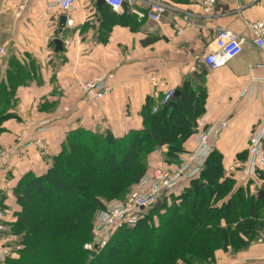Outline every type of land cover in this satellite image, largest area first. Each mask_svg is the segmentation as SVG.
<instances>
[{"label": "trees", "instance_id": "obj_1", "mask_svg": "<svg viewBox=\"0 0 264 264\" xmlns=\"http://www.w3.org/2000/svg\"><path fill=\"white\" fill-rule=\"evenodd\" d=\"M100 13L119 23L139 24L129 10L118 14L104 4ZM59 34L58 28L56 36ZM66 34L62 31L60 38H66ZM51 45L56 50L55 40ZM3 65L7 67L4 78H0V135L6 131L7 120H20L19 88L42 80L32 56L0 57V70ZM195 79L188 75L176 87L180 93L173 97V105L170 102L153 111L158 104L148 101L142 110L141 129L121 137L109 130L85 127L70 131L46 172L31 171L19 178L12 188L11 205L8 195H1L4 223L23 235L22 249L2 264H212L224 245L237 252L262 238L264 198L259 192L263 188L257 187L254 178L238 183L235 174L224 168L222 153L214 149L198 176L147 209L135 226L117 229L95 255L85 248L93 239L96 213L126 199L127 192L132 193L147 172L158 166L168 167L190 150L186 141L196 133L208 96L206 86ZM95 148L93 158L90 156L93 163L79 155L82 151L93 153L91 149ZM102 153L104 163L97 159ZM154 153L163 158L150 166L149 157ZM244 160L248 162L249 152ZM99 164L105 166L102 173L97 170ZM124 174L132 181H125ZM256 175L264 179L261 166ZM254 186L257 194L252 193ZM107 191L113 193L112 197H107ZM39 195L45 201L52 197L63 201L71 195L75 199L72 206L51 211L35 202Z\"/></svg>", "mask_w": 264, "mask_h": 264}, {"label": "crops", "instance_id": "obj_2", "mask_svg": "<svg viewBox=\"0 0 264 264\" xmlns=\"http://www.w3.org/2000/svg\"><path fill=\"white\" fill-rule=\"evenodd\" d=\"M51 1L32 0L22 16L16 17L19 0H0V48L6 49V57L32 56L42 76L40 83L33 81L19 88L20 120L4 123L6 131L0 135V149L16 140L25 120L52 121L50 129L41 133L48 141L49 154L41 156L33 147L24 150L2 173L0 196L8 195V204L13 202L12 188L22 175L48 170L70 131L85 127L109 130L121 137L141 129L144 106L148 101L159 104L163 95V89L152 85V76L166 79L174 87L188 75L202 81L197 80L206 86L208 96L206 112L199 121L209 124L222 117L231 118L228 128L212 141L213 150L222 153L224 168L235 174L238 183L254 178L257 187L264 190V179L258 178L256 172L245 180L240 176L250 160L251 134L264 126V92L240 96L253 75L264 74V69L256 67L263 53L252 43L248 27L249 22L264 17V0H218L210 16L203 14L199 0H170L180 11L192 14V25L183 34L178 33L182 20L171 13L160 22L144 21L131 26L102 15L96 0H77L76 9L70 13L74 26L65 30L72 43L60 52L51 41L61 26L62 14L49 6ZM220 28H229L247 41L237 57L213 70L202 58ZM107 72L115 73L113 90L101 103L86 101L78 90V79ZM195 137L194 134L186 141L187 149L196 146ZM248 152L249 160L245 162ZM252 193H258L255 186ZM212 264H264V232L262 238L241 251L232 252L230 247L218 251Z\"/></svg>", "mask_w": 264, "mask_h": 264}, {"label": "built area", "instance_id": "obj_3", "mask_svg": "<svg viewBox=\"0 0 264 264\" xmlns=\"http://www.w3.org/2000/svg\"><path fill=\"white\" fill-rule=\"evenodd\" d=\"M30 1L32 0H19L15 10L16 17L22 16ZM104 1L118 14L125 13L127 9L124 8V3L127 2L128 10L136 16L139 23L144 21L160 22L165 14H174L183 23L178 26L179 34H183L192 25V14L182 9L180 11V8L170 0ZM217 1L199 0L203 14L210 16L214 12ZM76 2L77 0H52L49 3L51 8L61 11V17L65 16L62 25L59 24V29L62 27L64 31L74 26V19L70 13L76 9ZM248 27L253 35L252 43L263 53V60L256 67L264 69V17L249 22ZM60 34L54 40L60 37ZM62 40L66 47L72 43L71 37ZM246 41L244 36L235 31L229 28H220L211 48L204 54L202 60L210 69L222 68L243 51ZM6 55V49L0 48V57ZM114 74V72H107L87 79H78L77 86L82 97L89 102L101 103L114 88ZM151 83L163 89V96L159 104L153 108V111H156L160 106H166L172 101L176 87L169 84L166 79L157 76L151 77ZM260 92H264V74L262 76L253 75L249 84L242 89L240 96L247 97ZM230 121L231 118L228 117H222L209 124L199 121L195 133L196 146L193 149L181 153L178 161L168 167L158 166L147 172L126 199L110 203L96 214L92 233L93 239L86 243L85 248L93 251L94 240L98 239L99 249H103L117 229L124 226H135L147 209L156 205L166 195L178 192L188 180L198 176L213 151L212 141L220 137L228 128ZM51 123L49 118H30L22 123L21 131L16 140L0 150V179L12 159L22 151L33 147L38 150L41 156L49 154L48 141L41 133L50 129ZM258 166L262 167L264 173V126L251 134L250 160L240 172L241 179L245 180L255 174ZM231 170H234V165L231 166ZM22 241L23 235L11 231L4 223V213L0 209V264L22 249Z\"/></svg>", "mask_w": 264, "mask_h": 264}, {"label": "rangeland", "instance_id": "obj_4", "mask_svg": "<svg viewBox=\"0 0 264 264\" xmlns=\"http://www.w3.org/2000/svg\"><path fill=\"white\" fill-rule=\"evenodd\" d=\"M5 68H3L2 69V67H1V70H0V78L1 79H3L4 78V76H5V72H6V67H7V65H5L4 66ZM0 79V80H1ZM196 80V79H195ZM195 80H193V81H195ZM198 80V79H197ZM198 81H200V82H202L201 80H198ZM42 119H45V118H42ZM176 130V129H175ZM3 149V148H2ZM1 150V149H0ZM123 150H125V149H123ZM91 151L93 152V153H90V154H87L86 152H84V151H82V152H80L79 153V155L85 160V161H87V162H90V161H92V163H93V160H92V158H93V155H94V153L97 151L96 150V148H95V150L93 151V149H91ZM153 155V158L152 157H149V165L150 166H153V165H156V164H158L157 162H154L153 161V159H162L163 158V155H161V154H159V153H154V154H152ZM159 155V156H158ZM90 156L92 157V158H90ZM104 156H105V154H103L102 153V155H98V158L97 159H99L100 160V163H104V160H105V158H104ZM160 157V158H159ZM165 160V159H164ZM95 163H97L96 161H95ZM76 164V163H75ZM74 164V165H75ZM76 166H79L78 164H76ZM74 167V166H73ZM79 168V170L81 169V167L79 166L78 167ZM73 171H74V169H72ZM97 170H98V172L99 173H102V172H104V170H105V166L103 167V165H101V164H99L98 166H97ZM81 171V170H80ZM104 174V173H103ZM128 176L129 175H127V174H124V177L125 178H123L125 181H128V182H130V181H132V178H130V179H126V178H128ZM130 177V176H129ZM106 186V185H105ZM134 186L135 185H132V189L134 188ZM131 193H129V191L127 192V194H126V197H128L129 195H130ZM112 195H113V193L111 192V191H107V197L109 196V197H112ZM128 195V196H127ZM125 197V198H126ZM54 197H52L51 198V200L49 201H45L44 200V198H43V196L42 195H39L38 197L36 196V200H35V202H37L39 205H41V206H45L46 208H48V209H50L51 211H56V210H58V209H60V208H66V207H69V206H72L73 205V200L75 199V198H73V195H71V198H68V199H66V200H63V201H57V200H55V198L53 199ZM107 199V198H106ZM97 214V213H96ZM96 216V215H95ZM94 220H95V218H94ZM93 220V221H94ZM91 242V241H90ZM89 243V242H88ZM86 245V244H85ZM98 250H101V249H98ZM97 250V251H98Z\"/></svg>", "mask_w": 264, "mask_h": 264}, {"label": "water", "instance_id": "obj_5", "mask_svg": "<svg viewBox=\"0 0 264 264\" xmlns=\"http://www.w3.org/2000/svg\"><path fill=\"white\" fill-rule=\"evenodd\" d=\"M96 2H97V6L99 7V9H101L103 7V5L105 4V1L104 0H96ZM124 8L128 10V4H127V2L124 3ZM61 20H62L61 23H63L64 20H65V16L61 17ZM59 31H60V33H62L63 28L60 27ZM55 43L57 45L56 51H57V49H61V50L63 49V40L60 37H58L57 39H55ZM179 93H180V91L179 90H176L174 96L179 95ZM170 104L173 105L174 104V101H171ZM259 196L264 198V191L263 190H261L259 192ZM98 249H99V240L98 239H95L94 240V250L92 251V255H95L97 253V250ZM227 250H228V247L226 245H224V251H227Z\"/></svg>", "mask_w": 264, "mask_h": 264}]
</instances>
